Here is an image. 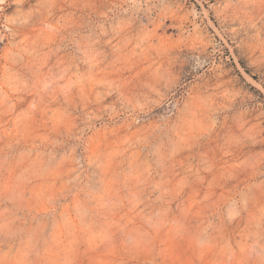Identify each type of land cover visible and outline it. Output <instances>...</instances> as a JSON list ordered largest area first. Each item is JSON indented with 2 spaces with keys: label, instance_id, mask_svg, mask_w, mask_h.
I'll return each instance as SVG.
<instances>
[{
  "label": "rangeland",
  "instance_id": "374dc122",
  "mask_svg": "<svg viewBox=\"0 0 264 264\" xmlns=\"http://www.w3.org/2000/svg\"><path fill=\"white\" fill-rule=\"evenodd\" d=\"M0 264H264V0H0Z\"/></svg>",
  "mask_w": 264,
  "mask_h": 264
}]
</instances>
